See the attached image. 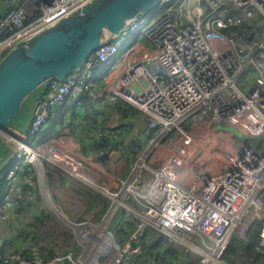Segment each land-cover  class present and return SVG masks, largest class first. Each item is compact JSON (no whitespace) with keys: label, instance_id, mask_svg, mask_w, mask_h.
<instances>
[{"label":"built area","instance_id":"2783aa9c","mask_svg":"<svg viewBox=\"0 0 264 264\" xmlns=\"http://www.w3.org/2000/svg\"><path fill=\"white\" fill-rule=\"evenodd\" d=\"M87 1L0 0V60ZM158 7L114 39L104 33L81 69L36 93L26 132L11 125L3 135L0 221L20 219L39 195L79 252L48 262L10 252L0 264H136L145 232H158L195 264H264V0ZM91 104L98 110L89 154L67 150L66 135L39 138L66 108L74 115ZM139 119L145 130H137ZM49 177L98 198L97 210L109 200L100 221L60 212ZM235 244L251 249L231 258Z\"/></svg>","mask_w":264,"mask_h":264},{"label":"water","instance_id":"95a60500","mask_svg":"<svg viewBox=\"0 0 264 264\" xmlns=\"http://www.w3.org/2000/svg\"><path fill=\"white\" fill-rule=\"evenodd\" d=\"M161 0H88L11 47L0 60V142L21 115L26 100L52 79L64 80L82 68L102 44L104 33L121 29L151 12ZM186 19L185 17L183 18ZM147 122L137 121V130ZM90 148L94 144H90Z\"/></svg>","mask_w":264,"mask_h":264},{"label":"crops","instance_id":"0c3cea01","mask_svg":"<svg viewBox=\"0 0 264 264\" xmlns=\"http://www.w3.org/2000/svg\"><path fill=\"white\" fill-rule=\"evenodd\" d=\"M35 95L36 93L26 100L21 115L13 122V125L11 124L12 128L20 132H26L31 119L32 100ZM96 109L97 106L91 104L72 115L71 110L66 108L49 124L48 136L56 138L60 135H66L71 141L70 144H67V150H71L77 157L89 154V151H92L93 148H90L91 140L86 136L91 132L89 127L94 123ZM73 116L79 119L78 125L73 122ZM195 135L198 138H203L199 134ZM2 154H5L4 148L0 152V155ZM49 181L56 206L65 216L74 219L75 217L89 218L97 215L100 217L104 214L105 207L101 210L94 208L98 198L88 200L86 195L78 194V190L69 189L62 181H56L51 177H49ZM103 201L105 205L108 203L105 200ZM21 212L20 219L12 217L8 222L0 221V257L11 251L30 259L40 258L43 260V257L50 259L52 255L67 251L79 252L77 244L74 243L73 234L56 221V213L42 201L39 195L33 203H26ZM10 220L12 223H9ZM11 232L15 233L10 234ZM46 240H48V243H45ZM162 240L164 241V238ZM242 252L244 253V251ZM252 253L250 251V254ZM189 260V257L180 259L178 264H189ZM235 261L238 264H244L239 263L238 260Z\"/></svg>","mask_w":264,"mask_h":264},{"label":"trees","instance_id":"16d2710c","mask_svg":"<svg viewBox=\"0 0 264 264\" xmlns=\"http://www.w3.org/2000/svg\"><path fill=\"white\" fill-rule=\"evenodd\" d=\"M119 109H120V112L123 116H126L129 113L133 112L132 109H130L128 107H125V108L120 107ZM97 110L98 109H96V111ZM95 122H96V119L94 117V123L92 124V126L95 124ZM106 145H107L106 142L103 143L101 145V148L103 149L104 146H106ZM27 193H28V190H25L26 195H27ZM1 196H2V192H0V198H1ZM24 197H26V196H24ZM108 204L109 203H107L104 207L106 208ZM127 225L130 228V230L135 229V223L134 222H129ZM258 226H260V224H258ZM162 239H163L162 235L159 234L158 232H154V233L145 232L144 237L141 239L142 254L140 255L139 259L136 261V264H177L180 262V259H187L188 258V256L186 255V253L184 251H181V250H178V249L172 247V245L166 240H164V241L167 243H164V241ZM235 249L237 251L245 250V251L249 252V250L251 248L245 249L244 245L243 246L242 245H236ZM53 256L54 255H52L50 257V259ZM50 259L43 257V260H45V262H48ZM189 264H195V262H193V260H189Z\"/></svg>","mask_w":264,"mask_h":264},{"label":"rangeland","instance_id":"374dc122","mask_svg":"<svg viewBox=\"0 0 264 264\" xmlns=\"http://www.w3.org/2000/svg\"><path fill=\"white\" fill-rule=\"evenodd\" d=\"M156 15V14H155ZM153 20H154V17L151 19V22H153ZM147 27V23H145V24H142L141 26H140V30H144L145 28ZM104 70V68L103 67H100L97 71H95L94 72V78L95 77H98L99 75H100V73H102V71ZM132 116H135L136 114L135 113H133V112H131L130 113ZM130 122H128V121H125V124H129ZM48 127H49V125L43 130V132L41 133V135L39 136V138H41V137H44V136H47V135H49L48 134ZM198 133V132H197ZM255 142H257V143H259V145L261 144V139H258V140H256ZM5 144V140L2 138V140H1V142H0V152H2L3 151V148H4V145ZM106 202H108L109 204L108 205H110V201L109 200H107ZM106 212V211H105ZM104 212V213H105ZM58 213H56V221L57 222H59V223H61L62 225H64V221H63V219L61 218V217H59V214L57 215ZM67 217V216H66ZM100 217H102V215L100 216ZM98 215L96 216V217H93V218H91V220L92 221H100V218ZM67 218H69L70 220H73L72 218H70V217H67ZM55 220V219H54ZM1 222H4V221H1ZM6 222H8V221H6ZM12 223V221L10 220L9 221V223ZM15 230V229H14ZM152 231V230H151ZM12 233H15V232H11L10 234H12ZM251 237H252V235H251ZM45 243H48V240H46V242ZM165 243H167V242H165ZM171 243V242H170ZM235 246H236V244L233 246V249H232V251L230 252V257L231 258H233V257H236V256H238L239 254H240V252L241 251H237L236 249H235ZM11 251H9V252H7V254L8 253H10ZM6 255V254H5ZM230 257H228V260H230L229 258ZM238 259H239V257H238ZM193 262H195V263H197V261L196 260H193ZM234 264H238L237 262H235Z\"/></svg>","mask_w":264,"mask_h":264},{"label":"clouds","instance_id":"9594fccd","mask_svg":"<svg viewBox=\"0 0 264 264\" xmlns=\"http://www.w3.org/2000/svg\"><path fill=\"white\" fill-rule=\"evenodd\" d=\"M159 11V7L157 6L156 8H154L151 12H149L148 14H155V13H157ZM147 14V15H148ZM146 15V14H145ZM143 17V16H142ZM105 201H107V200H105ZM104 202V201H103ZM105 204V203H104ZM106 211V210H105ZM178 264V263H177Z\"/></svg>","mask_w":264,"mask_h":264}]
</instances>
